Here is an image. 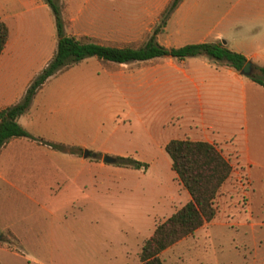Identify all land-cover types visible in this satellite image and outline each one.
<instances>
[{"label":"rangeland","instance_id":"obj_1","mask_svg":"<svg viewBox=\"0 0 264 264\" xmlns=\"http://www.w3.org/2000/svg\"><path fill=\"white\" fill-rule=\"evenodd\" d=\"M56 2L62 9L61 0ZM112 3L105 0L101 20L92 21L94 39L140 45L158 14L148 21L127 8L128 0ZM180 3L167 23L170 33L182 30L183 20L185 28L197 24L203 33L218 28L229 45H246L250 38L255 45L264 32V16L256 15L264 0ZM83 21L61 17L63 32L80 29ZM118 69V62L84 57L49 76L17 116L32 138L15 137L0 147V175L13 184L0 181V224L7 223L14 235L0 230V264H139L140 245L154 225L187 199L169 156L150 141L159 93L129 89ZM84 148L95 156L83 157ZM117 152L144 165L101 161V154ZM240 190L221 184L214 216L163 249V264H264V214L248 216ZM258 190L264 205V187Z\"/></svg>","mask_w":264,"mask_h":264},{"label":"crops","instance_id":"obj_2","mask_svg":"<svg viewBox=\"0 0 264 264\" xmlns=\"http://www.w3.org/2000/svg\"><path fill=\"white\" fill-rule=\"evenodd\" d=\"M4 1L5 6H0V20L6 24L7 35L0 51V108L20 98L28 81L52 55L56 42L53 14L44 0ZM111 1L115 5L114 0H109V3ZM167 1L128 0L130 6L127 8L143 12V18L152 21V16L157 15ZM61 2L60 17L68 21L84 20L80 29L67 34H83L97 41L92 21L101 20L98 12L103 10L105 0ZM179 10L180 2L168 15L162 30L154 35L158 43L169 47L187 42L220 41L251 61V73H259L257 66H264V32L257 37L255 45H249L250 41L254 42L251 38L246 45L240 40L237 45L235 42L229 45L218 28L212 27L203 33L197 24L185 28L183 20L179 22L182 30L170 33L166 30L167 23ZM257 10L256 15L263 17L264 7ZM139 21L145 23L146 19ZM118 67V75L127 76L129 89H143L145 94L150 92V95L151 92L159 93L160 105L156 104L155 116L149 123L151 143L159 148H163L171 138L212 143L231 166L221 184L241 187L240 194L244 199L241 202L248 216L264 214V205L258 197V188L264 187V86L204 54L180 59L167 55L154 56L118 62ZM149 106H152L151 102ZM157 130H167L170 135L157 137ZM14 138H9L1 146ZM124 153L117 152L115 155ZM0 181L13 185L1 175ZM0 230L14 236L7 223L0 224Z\"/></svg>","mask_w":264,"mask_h":264},{"label":"trees","instance_id":"obj_3","mask_svg":"<svg viewBox=\"0 0 264 264\" xmlns=\"http://www.w3.org/2000/svg\"><path fill=\"white\" fill-rule=\"evenodd\" d=\"M44 1L54 16L55 49L46 63L28 81L20 98L0 108V146L11 137H31L17 123V116L27 108L33 95L49 76L76 64L84 57L93 55L101 60L128 62L163 55L180 59L204 54L214 62L229 65L237 71L246 60L242 53L228 48L220 41L187 42L169 47L158 43L154 35L162 30L168 15L181 0L167 1L158 13V21L153 26L152 32L138 46L104 44L87 36L78 37L64 33L56 0ZM6 35V24L0 20V51ZM257 68L259 73H250L246 76L264 86V66ZM52 146L71 151L68 146L60 143H53ZM163 149L169 156L170 168L189 197L154 225L140 245L139 264H163L159 257L163 249L192 233L214 216V197L231 169L219 150L212 143L204 140L171 138L165 142ZM116 163L132 167L144 165V162L126 155H116Z\"/></svg>","mask_w":264,"mask_h":264},{"label":"water","instance_id":"obj_4","mask_svg":"<svg viewBox=\"0 0 264 264\" xmlns=\"http://www.w3.org/2000/svg\"><path fill=\"white\" fill-rule=\"evenodd\" d=\"M239 72L241 74H245V75L250 74L251 73V61L248 60V59L245 60V62L242 64L241 68L239 69ZM81 155L83 157H85L87 155H90V156L94 157L95 153L94 152H90L89 150L84 148L81 151ZM100 158L104 162H116V157L113 156V155H110V154L103 153V154H101Z\"/></svg>","mask_w":264,"mask_h":264}]
</instances>
